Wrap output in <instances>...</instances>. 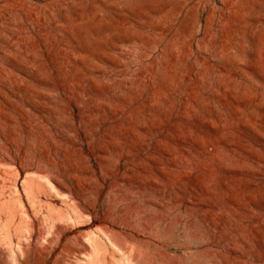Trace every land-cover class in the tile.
<instances>
[{
	"label": "rangeland",
	"instance_id": "obj_1",
	"mask_svg": "<svg viewBox=\"0 0 264 264\" xmlns=\"http://www.w3.org/2000/svg\"><path fill=\"white\" fill-rule=\"evenodd\" d=\"M0 264H264V0H0Z\"/></svg>",
	"mask_w": 264,
	"mask_h": 264
}]
</instances>
